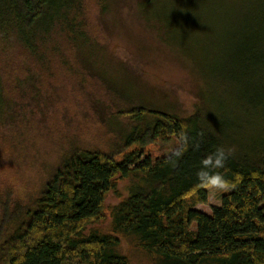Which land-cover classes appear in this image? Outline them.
<instances>
[{
    "label": "rangeland",
    "instance_id": "obj_1",
    "mask_svg": "<svg viewBox=\"0 0 264 264\" xmlns=\"http://www.w3.org/2000/svg\"><path fill=\"white\" fill-rule=\"evenodd\" d=\"M75 18L77 34H55L45 59L15 39H0L5 237L71 150L121 147L133 128L125 114L133 107L179 117L209 111L253 139L264 138V66L244 69V56L264 34V0H83L69 19ZM178 146L175 137L158 139L116 159L137 150L156 161ZM130 187L129 179L117 181L105 200L106 219L89 230L111 231V211ZM230 190L207 189L208 203L196 209L211 214ZM120 251L132 264H152L125 240Z\"/></svg>",
    "mask_w": 264,
    "mask_h": 264
},
{
    "label": "trees",
    "instance_id": "obj_2",
    "mask_svg": "<svg viewBox=\"0 0 264 264\" xmlns=\"http://www.w3.org/2000/svg\"><path fill=\"white\" fill-rule=\"evenodd\" d=\"M82 2L0 0V39H15L45 59L55 34H77L76 18H69ZM255 40L254 52L244 56L246 70L264 66V34ZM125 114L133 128L117 150L73 149L63 158L39 197L16 216L15 230L0 235V264H132L120 251L123 240L152 264H264V138L209 111L179 117L139 105ZM172 137L179 146L156 161L137 150L116 159L133 145ZM217 148L234 149L216 170L231 190L207 214L196 209L208 203L196 172ZM119 179L131 187L111 211V231L89 230L106 219L105 200Z\"/></svg>",
    "mask_w": 264,
    "mask_h": 264
},
{
    "label": "clouds",
    "instance_id": "obj_3",
    "mask_svg": "<svg viewBox=\"0 0 264 264\" xmlns=\"http://www.w3.org/2000/svg\"><path fill=\"white\" fill-rule=\"evenodd\" d=\"M181 142L187 144L188 137L186 134H182ZM234 152V149L217 148L214 153L209 154L201 160V167L196 172V177L200 182V185L209 190H227V182L223 176L216 171L217 169L224 168L229 156ZM174 155L179 156L180 152L177 151Z\"/></svg>",
    "mask_w": 264,
    "mask_h": 264
}]
</instances>
